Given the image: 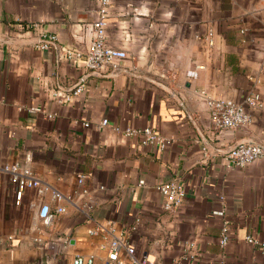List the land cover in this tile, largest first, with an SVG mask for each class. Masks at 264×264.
<instances>
[{
  "label": "crops",
  "instance_id": "crops-1",
  "mask_svg": "<svg viewBox=\"0 0 264 264\" xmlns=\"http://www.w3.org/2000/svg\"><path fill=\"white\" fill-rule=\"evenodd\" d=\"M96 8L0 0V168L17 162L45 187L18 205L0 170V264L102 260L114 237L151 264H264L246 240L264 241V155L244 167L226 156L239 141L264 145V0H111L107 42L128 56L95 75L66 51L85 52ZM49 33L57 39L40 47ZM201 89L238 102L258 92L263 105L247 126L221 130ZM146 126L170 143L126 133ZM168 181L186 195L166 210ZM43 204L64 211L43 224Z\"/></svg>",
  "mask_w": 264,
  "mask_h": 264
},
{
  "label": "built area",
  "instance_id": "built-area-1",
  "mask_svg": "<svg viewBox=\"0 0 264 264\" xmlns=\"http://www.w3.org/2000/svg\"><path fill=\"white\" fill-rule=\"evenodd\" d=\"M95 1L97 3L96 17L91 26V38L83 53L84 55L77 51H66V54L69 57L84 56L85 68L89 72H102L106 68L116 65L118 61L128 55L123 49L113 47L107 42L108 13L111 0ZM206 38L208 44L212 45V34L210 33ZM56 39L57 37L53 33L44 34L41 38L40 47L48 48ZM192 75L194 76L195 74L193 73ZM83 89L82 83L77 84L73 90L65 95V99L70 100L72 97L79 95ZM198 95L205 102L211 121L221 130H236L247 126L251 121L249 109L263 105L261 95L258 92L248 94L243 102H238L228 97H214L205 89L199 90ZM102 123L105 124L106 120L104 119ZM85 125L88 126L89 123H85ZM126 133L141 135L142 143L146 145L157 144L164 148L170 143V139L157 134L149 126L141 129L128 128ZM263 155L264 145L255 141H245L235 144L227 152L226 156L232 165L244 167ZM0 170L10 175L15 184V203L18 205L21 203L26 188L36 187L39 191H43L45 188L38 179L31 175V171L27 167H21L17 162L5 164ZM82 179L83 176H80L79 181L82 182ZM158 189L164 195L163 207L166 210L174 209L185 199L186 192L178 181L161 183L158 185ZM55 196L57 198L60 197L58 194H55ZM63 211L64 209L61 207L53 211L48 204H43L39 210V217L43 224H50L56 213ZM229 232V226L225 223L219 239L221 245L224 246L228 243ZM246 240L250 244L264 250V241L253 236H247ZM71 264H151V262L146 255L139 254L135 246L128 245L123 238L114 237L110 240L107 254L102 260H97L93 255L78 254L72 258Z\"/></svg>",
  "mask_w": 264,
  "mask_h": 264
},
{
  "label": "water",
  "instance_id": "water-1",
  "mask_svg": "<svg viewBox=\"0 0 264 264\" xmlns=\"http://www.w3.org/2000/svg\"><path fill=\"white\" fill-rule=\"evenodd\" d=\"M91 73L96 75V74H99L100 72H91ZM240 142H245V141H239L238 143H240Z\"/></svg>",
  "mask_w": 264,
  "mask_h": 264
}]
</instances>
